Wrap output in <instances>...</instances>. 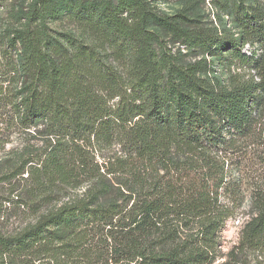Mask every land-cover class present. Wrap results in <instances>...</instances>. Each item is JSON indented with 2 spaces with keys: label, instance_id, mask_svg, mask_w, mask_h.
I'll return each mask as SVG.
<instances>
[{
  "label": "trees",
  "instance_id": "16d2710c",
  "mask_svg": "<svg viewBox=\"0 0 264 264\" xmlns=\"http://www.w3.org/2000/svg\"><path fill=\"white\" fill-rule=\"evenodd\" d=\"M195 1L10 4L0 152L19 145L0 188L28 216L0 230V264H264V0H209L214 21Z\"/></svg>",
  "mask_w": 264,
  "mask_h": 264
},
{
  "label": "rangeland",
  "instance_id": "374dc122",
  "mask_svg": "<svg viewBox=\"0 0 264 264\" xmlns=\"http://www.w3.org/2000/svg\"><path fill=\"white\" fill-rule=\"evenodd\" d=\"M34 0H12L11 3L14 4L17 8H24L26 9L29 7ZM153 5H155L160 11H162L165 14L173 15L177 12H179L181 9L184 8V6L189 3V0H148ZM194 1V0H193ZM2 3V7H0V26L7 24L8 22L12 21L9 17L8 9L10 6L9 1H0ZM191 3V1H190ZM193 6L196 8L197 14L199 17H203L204 20H213L214 21V15L212 12V9L209 5V0L205 1V5L202 6L199 1H195V4ZM224 20H226V17H223ZM10 25V23H9ZM21 26V25H18ZM51 26L58 29H72V27L76 26L70 19H67L65 16H61L59 18L54 19L51 21ZM154 32L159 36L160 40L164 41L163 43H166V48L170 49L171 52L179 57L180 61H193L194 59L198 58L200 55L196 54L193 50L189 49L188 47L178 45V43H172L169 40V37H167L157 26H151L150 27ZM246 50L249 51V47L245 46ZM213 68L216 72H214L211 75H215L216 77H219L220 79H225L227 77V74L225 72L221 73V65L218 64L217 61H215L212 64ZM221 73V74H220ZM31 138V137H30ZM34 140H31V142ZM19 145L18 141L13 140L11 144L6 145V147L1 150L0 152V175L6 169V166L3 165V161L10 157L11 150L14 149ZM12 156V155H11ZM21 187V186H20ZM20 187L18 186L19 191ZM7 186H4V188H0V230L1 231H8L10 230L13 225L15 224V221H19V218H13L14 216H17L19 213L23 217H27L28 213H23L22 208H18L13 201L8 200V190ZM83 189H79L78 191L81 192ZM14 195H12L13 197ZM11 197V196H10ZM15 200V199H14ZM12 216L10 219L7 220ZM247 217L242 214L235 216L234 218L229 219L223 229L220 233V239L222 243V250L224 252L228 251L234 244L237 243L240 230L242 228V225L244 223V220Z\"/></svg>",
  "mask_w": 264,
  "mask_h": 264
},
{
  "label": "built area",
  "instance_id": "2783aa9c",
  "mask_svg": "<svg viewBox=\"0 0 264 264\" xmlns=\"http://www.w3.org/2000/svg\"><path fill=\"white\" fill-rule=\"evenodd\" d=\"M248 45H246V47H247Z\"/></svg>",
  "mask_w": 264,
  "mask_h": 264
}]
</instances>
